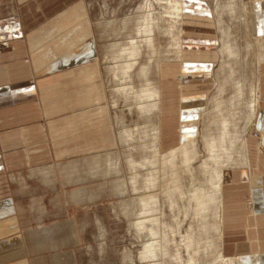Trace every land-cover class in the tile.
<instances>
[{
	"label": "rangeland",
	"instance_id": "1",
	"mask_svg": "<svg viewBox=\"0 0 264 264\" xmlns=\"http://www.w3.org/2000/svg\"><path fill=\"white\" fill-rule=\"evenodd\" d=\"M218 1L221 4L226 2L230 4L232 0ZM166 2L168 0H68L67 2L66 0H0V18L22 17L26 8L28 10L24 15L31 16L29 13L34 12L32 6L36 8V14H32L33 18L31 17L30 22L35 25H30L24 36L21 35L18 40L24 45L22 49L24 52L21 51L20 56L34 65V76L39 87V102L43 111L42 116L37 119L27 118L28 120L22 123L0 128V135L2 132L6 134L36 124L43 129L41 147L30 150V154L28 152L31 163L28 161V156L26 158L22 155V151H26L28 147L22 148L21 144L5 147L0 142V201H9L19 208L15 214V210H12L11 215L5 219L9 223L5 224L8 228L5 237L10 240L5 248L2 247L5 253L0 264H151L153 262L152 259L141 256L152 239L135 226L144 215L140 214V207L136 202V198L140 195L133 188V174L128 158L140 159L153 153L150 148L153 143L156 144L155 131H157L156 122L159 121V110L142 112L137 104L133 103L135 96L129 95L128 89L132 85L131 88L136 92L145 85L147 87L154 83L153 85L157 86L160 78L156 55H165L168 49H171L172 43L171 35L161 30V26L163 29L168 28V24L171 23L170 16L164 14L165 19L167 18L165 22L159 20V17L163 16V6L168 5ZM207 2L210 3V0L205 2L197 0L196 4L200 6L199 15L207 16L206 8L209 6ZM215 2L216 0L214 4ZM233 2L234 12L231 13L228 7L225 22L228 26L226 29L231 34V45L234 50L232 54L235 55H230L228 52L220 54L215 70V89L212 92L216 93L219 80L226 81L223 82L224 110L228 114L227 117L231 116L233 132L237 133V139L231 142L228 148L235 158L242 152L243 141L246 140L245 127L247 122L252 120L249 119L252 111L249 103L255 100L253 89L257 79V63L262 56L264 58L263 53L261 54L258 49L264 47V38L255 40L249 36L246 4L244 0ZM28 5L31 6L30 9ZM146 17L150 22L155 23L153 37H155L156 51H150L144 46L139 63L137 62L135 68L133 67L134 70H131V77L126 76L124 78L126 81L120 79L116 82L101 62L103 56L106 52L112 51L111 44H118L121 48L130 47L131 41L137 38L139 23L143 26ZM210 27L203 24L201 28L203 32H211ZM220 34L219 49L222 51L224 42L221 31ZM202 48L207 51L209 47L204 45ZM12 51L9 59L17 57ZM148 55L153 57L150 58ZM85 56H89L95 66L99 65L98 77L89 83L74 79L77 78L75 77L77 64L79 65ZM223 58L226 61L225 65L221 64ZM146 63L151 67L150 76L148 75L147 78L140 75V68L147 65ZM127 84L130 85L127 87ZM240 84L245 88V97L242 101L239 96L237 97ZM92 88V92L89 93ZM99 96L103 98V102L98 101ZM238 99L240 103L237 101V104L232 103V100L235 102ZM212 105L210 110L213 108L214 111H211L213 116H204L196 134L183 140L186 143L196 138L198 156L192 163L195 168L208 158V150L201 136L206 135L207 128L211 126L210 121H217L219 120L217 118L221 117L216 116V107ZM103 106L106 119L98 123L97 113ZM202 111L204 107L201 113ZM204 128L206 132L203 131ZM100 129L104 132L103 136L98 133ZM134 129L144 133L146 141L139 140L136 144L135 141L126 142L122 139L121 135L124 131L132 132ZM249 133L258 137L260 142L262 137L253 126L250 127ZM24 141L23 143H26ZM141 143L145 144L146 148L141 147L142 149L137 152L134 147H139ZM161 150L168 149L161 148ZM8 155H17L16 158L23 159L24 163L12 164V159H8ZM179 160L181 162L178 158V167L182 169L183 165ZM116 162H119L120 172L114 175L111 168ZM40 168H54L57 177L55 182L46 181L49 184H45L41 180L40 171H36L34 175L33 171ZM96 170L99 171L97 174ZM150 171L145 169L139 175L146 177L150 175ZM181 176L183 178H180L186 181L183 182L185 187L189 188L190 177H184L183 174ZM22 179L26 182H22ZM118 181L123 182L124 188L122 191L114 192L111 187ZM136 181H138V185L135 183L136 186L140 188L142 180L137 177ZM161 188L156 186L152 190L155 194L158 193L159 197V203L153 206L154 213L161 215L162 222L174 224L172 227L175 230L177 226L174 215L177 216L179 213L178 216L183 222L182 226L177 228L179 234L175 235L176 240H181L182 236L186 237L191 231H195L198 237L203 229L197 224L199 223L196 222L197 219H194V211L191 212L194 207L192 208V205H187L184 209L177 207L179 212L177 210L173 212ZM176 199L183 208L179 196H176ZM185 210L189 212L186 213ZM220 210L222 211V208ZM2 229L0 227V234ZM169 230L170 228H166L165 231ZM29 234L33 240H36L35 243H30ZM219 234L220 232L214 230H210L208 234H201L202 243L196 248L197 251H192L195 258L190 256L191 252L187 251L185 244L178 248L175 243H171L168 255L158 259H161L163 264H186L193 259H197L198 264H222L221 259L218 258ZM173 236L167 233L163 239L172 240ZM2 237L3 235H0V239H3ZM17 238L18 241L20 238L24 239L19 243L20 245L18 244V248L14 246ZM19 248L22 250L17 253ZM178 255L181 257V262ZM222 255L234 259L241 256L227 257L223 249ZM235 263L241 264L238 260ZM260 263H264L263 258H256L253 262V264Z\"/></svg>",
	"mask_w": 264,
	"mask_h": 264
},
{
	"label": "crops",
	"instance_id": "2",
	"mask_svg": "<svg viewBox=\"0 0 264 264\" xmlns=\"http://www.w3.org/2000/svg\"><path fill=\"white\" fill-rule=\"evenodd\" d=\"M205 1L208 0H202ZM196 2L185 0L183 61L165 62L160 70L159 143L162 149L177 147L196 134L201 126V109L209 107L215 89L221 34L213 12L214 0L207 2V16L199 15L200 6ZM244 3L249 36L255 40L264 38V0H244ZM32 7L31 16L24 15L28 10L25 7L22 17L0 18V128L22 123L27 118L37 119L43 113L34 65L20 56L24 45L18 40L33 25L30 22L36 8ZM203 24L211 26L212 31L203 32ZM204 45L209 47L207 51L202 48ZM11 51L13 55L17 54L16 58L9 59ZM258 51L264 55V47ZM255 84L259 100L253 119L246 124L244 136L248 162L224 170L222 248L227 257L248 254L264 257V60L257 63ZM251 126L261 135L260 142L249 133ZM41 132L43 129L39 124L30 125L6 134L2 132L0 142L5 147L18 144L22 148L28 147L22 155L28 156L31 163L28 152L41 147ZM8 157L12 164L24 163L23 159L16 158L17 155ZM17 209L14 203L0 201V227L3 228L0 235L4 239H0V243L9 242L10 239L5 237L8 229L5 224L9 223L5 219ZM23 240L20 238L21 242Z\"/></svg>",
	"mask_w": 264,
	"mask_h": 264
},
{
	"label": "bare ground",
	"instance_id": "3",
	"mask_svg": "<svg viewBox=\"0 0 264 264\" xmlns=\"http://www.w3.org/2000/svg\"><path fill=\"white\" fill-rule=\"evenodd\" d=\"M233 1L234 0H232L230 4L227 2H226V4H221L218 0H216L215 4L213 6V12H214V15L216 18L217 27H218L219 31L222 32V35H223L222 41L224 42L223 43L224 46H223V50L222 51L220 50V54L222 52L223 53L228 52L230 55H235V54H232V53H234V50H233V47L231 45V43H232V41L230 39L231 34L229 33L228 29H226V27H228V26H226V22H225V13L227 12L228 7H229V10L231 13L234 12V9H233L234 8L233 7L234 2ZM166 3L168 5L163 6V10H162L163 16L159 17V20H162L163 22H165V20L167 18L165 19L164 14L170 16L169 20L171 21V23L168 24V28L166 27L163 29V27L161 26V30L163 33L165 32V33L171 35L172 43L170 46L171 49L170 50L168 49L169 53L166 52L165 55H162V54L156 55V57L158 59L157 60V66L159 69L158 70L159 75L161 72L160 71L161 66L163 64H165V62L171 63L173 61L174 62H182L183 61L182 51H183L184 45H185V41H184V21H185L184 15H185V11H186L185 0H168V2H166ZM147 15H149V14H147ZM148 18H150V17L148 16ZM148 18L143 23V26H141V24L139 23L138 28H137V33H136L137 38H135L134 40L131 41L130 47L121 48L118 44H111L110 48L112 51L110 53L106 52L104 54L101 62L105 65L107 73L109 75H112L116 82L119 81L120 79L125 80L124 78L126 76L131 77V70L133 69L135 64H137L139 59L141 58L140 56L142 55V53L144 51V46H147L150 49V51H154V50L156 51L155 46H154L155 37H153V26L155 23L150 22L149 21L150 19H148ZM154 20H156V18ZM154 20H152V21H154ZM152 23H153V25H152ZM156 24H158V23H156ZM164 26H165V24H164ZM149 56H150V58L153 57V56L151 57V55H148V57ZM150 60L151 59H149V61ZM263 60H264V58L262 56L261 59L259 60V62L263 61ZM225 62L226 61L223 58L221 64L225 65L226 64ZM98 68H99L98 64H97V66H95L93 64V61L90 59V57L85 56V58L81 59L79 65L77 64V69L75 71L76 72L75 77H77V78H74V79L75 80L81 79L82 81H87L86 83H89V82L93 81V79H95V77H98V75H99V73H97L98 72L97 70H99ZM150 68L151 67L148 66V64L143 65L140 68V75L142 77H145V78H147L148 75L150 76V74H149ZM122 82H124V81H122ZM223 82L225 83L226 81L223 80ZM223 82L219 80V84L217 83L218 86L216 89V93L213 94L212 98L209 100L210 101L209 107L207 106L208 108L204 109V111H202V113H201V120L206 115L211 116L212 115L211 111L213 110V108H212V110H210V106H213L212 104H214V106L216 107L215 111H217L216 116L220 115L221 117L217 118V119H219L217 121H210L209 125H211V126H209V128H207V126L204 125L207 128V132H206V128H204L205 130L203 129V131L206 132V135L203 134L204 133L203 132L202 133L203 135L201 134L202 135L201 138L203 137L202 140H204L205 147L208 150V153H207L208 158L203 160L201 162V164L198 165L199 167L195 168L192 164L193 161L196 160V158L198 156V152L196 151V149H197L196 138L192 139L186 143L184 142L177 147H172V148L168 149L167 151L161 150V146L159 143L160 137H159V121L158 120L156 122L157 131H155L152 128V130L156 132L155 133L156 144L153 143L152 148H150V149H152L153 153H151L150 155L142 156L140 159H133L131 157L128 158L129 159L128 163H129V166L131 168V172L133 174L132 175L133 188H134V190H137V193L140 195L138 198H136V202H137V205L140 207V214L144 215L143 217L141 216L142 218L138 222L135 223V226L139 229L140 232L148 234V236H150L152 239L151 243L148 246H146L145 250L141 253V256H142V258H145V259H149V260L152 259L153 262L151 264H163V262L160 261L161 259L159 260L158 258L168 255L169 245L171 243H175L176 247L182 246V244L183 245L185 244L187 251L191 252L190 256L195 258L192 255L193 254L192 251H197L196 248H199L200 243H202V238H200V235L201 234H208V233H210V230L220 232V234H219V243L220 244H218L219 245L218 246V248H219L218 258L221 259L220 263H222V264L223 263L224 264H236L235 262H237V260H238L241 264H249V263L253 264V262L255 261L256 258H261V259L263 258L264 259V257H261V256L255 257V256L249 255V254L248 255H241L239 258H235V259L234 258H226L224 255H222V249H223L222 248V239H223L222 219L223 218L221 217L222 211L220 209L222 208V205H223V199H222L223 191L222 190H223V183H224V170L226 168L239 167L242 164H247V162H248V155H247V151H246V140L243 141L241 154L235 158L232 156V153H230V149L228 148V145L231 142L233 143L237 139V133L233 132L234 128H233V123L230 119L231 116L227 117L228 114H226L225 113L226 111L224 110L225 109V100H224L223 95H224V90H225V87H224L225 84ZM131 84H133V83L131 82ZM150 84H152V83H150ZM128 85H130V84H127V87H128ZM152 85H148L147 87L145 85V87L141 88L139 91H136V92H134L133 88H131L132 85H130L131 87L128 89V94L129 95L134 94V96H135V102H133V103L137 104V106L140 108V110L144 113L146 111H151V110L154 111L153 109H156V111L160 110V97H161V90L160 89L161 88L159 85V79L157 81L156 87L154 86L155 84L153 86ZM114 88H113V92H115ZM92 90H93V88L90 89L89 93H91ZM119 90L120 89H118V92H119ZM257 91H258V87H257V85H255V89H253V92H254L253 95L255 96V100L253 103H249V105H250L249 107L252 108V111L249 114V119H253L255 112H256V107H257L258 100H259V97L256 98ZM97 92H99V89H97ZM121 92H122V90H121ZM122 93H120V94H122ZM124 93H126V92H124ZM236 94H238V93H236ZM239 94L237 95V97L239 96L241 101H242V98L244 99V97H245V88L242 84H240ZM119 96H118V98H119ZM115 98L118 99L117 97H115ZM233 99H235V98H233ZM240 99L235 100V102H234V100H232V103H236V101H237V103H240L239 102ZM102 100H103V98L101 96H99L98 101L103 102ZM114 102H115V100H114ZM223 115H225V116H223ZM97 117H98V123L105 121L106 116H105L104 106L100 108L99 112L97 113ZM154 125H153V127H154ZM98 133L100 136L104 135L103 134L104 132L102 131V129H100ZM146 133H148L147 127H146ZM143 134L141 131L138 132L137 130L134 129V131H132V132L127 131L125 133V131H124V133L121 135V137L126 142H129L127 140H130V141H135L137 144V142L139 140H143V141L145 140L144 139L145 136H143ZM141 147L146 148V145L141 143V145L139 147L136 146L134 148L138 152L142 149ZM149 152H151V150ZM178 158L181 159L182 163L180 162V160H179V163H181L183 165L182 169H180L178 167ZM53 169L40 168L38 170L33 171V173H34V175H36V171L37 172L40 171L41 180L43 182H45V184H49V183H47L48 181L49 182L52 181L54 183L55 180L57 179L56 174H55ZM145 169L147 171L151 170L150 175H146V177L143 175L140 176L139 175L140 172L143 170L145 171ZM97 172H99V171L96 170V174H97ZM111 172L114 175H117L120 172L119 162L113 163V166L111 168ZM181 173L183 174L184 177H186V176L190 177L191 184H190L189 188L185 187V185L183 183L185 180H182L180 178V177H182ZM137 177H139L142 180V186L140 188H138L136 186V184L138 182V181H136ZM185 179H187V178H185ZM21 181L26 182L25 179H22ZM24 184L28 185L26 183H24ZM122 185H123V182L118 181V182H115L111 188L113 189L114 192L122 191L124 188ZM156 186L162 187L161 188L163 191L162 193L164 195H166V197L168 198L170 210H172L173 212H175L176 210L178 211L177 207L181 208V209H184L187 205H190V206L192 205L191 206L192 208L194 207L191 212L194 211L193 212L194 219H197L196 222H199L197 224L199 225L200 228L203 229V231L199 232L198 237L196 236L195 231L192 232L190 230L191 233H189L187 235L188 237L182 236L181 240L179 239L180 241L176 240L175 235L179 234V232L177 233V231L182 226L183 221L180 220V217L178 216L179 213L177 214V216L174 215V219L176 220L175 225L178 228V229L176 228V230H175V228H173L174 224L170 225L169 223L162 222L163 220L160 217L161 215L160 214L157 215V213H154L153 206L159 203L158 193L155 194L152 191L155 189ZM176 196H179V199L183 202L182 203L184 205L183 208H182V206H179V202L177 201L178 199H176ZM182 204H180V205H182ZM186 210L184 212L188 213L189 211L187 212ZM190 227H191V225H190ZM166 228H168V229L170 228V230L168 232H166L165 231ZM167 233L174 235L172 240H164L163 239V237ZM31 237L32 236L29 234L28 238H29L30 243H35L36 240H33ZM20 242L21 241L17 240V242L14 246H16L18 248V244ZM7 243H8V241L3 243L4 245L0 243V250H2V247L5 248L7 246ZM30 247H32L31 244H30ZM21 250H20V248L17 249V253L21 252ZM4 253H5V250L0 251V260L3 259ZM177 257L181 262V257H179V255ZM155 259H157V260H155ZM194 260L195 259L190 260L186 264H198V262H197L198 260L196 259L195 260L196 262H194ZM260 264H262V263H260Z\"/></svg>",
	"mask_w": 264,
	"mask_h": 264
}]
</instances>
